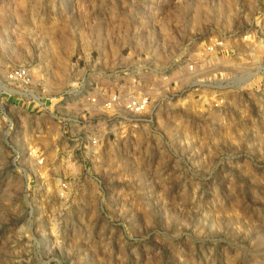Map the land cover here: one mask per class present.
Instances as JSON below:
<instances>
[{
  "label": "rangeland",
  "instance_id": "1",
  "mask_svg": "<svg viewBox=\"0 0 264 264\" xmlns=\"http://www.w3.org/2000/svg\"><path fill=\"white\" fill-rule=\"evenodd\" d=\"M139 68L149 123L65 128ZM0 264H264V0H0Z\"/></svg>",
  "mask_w": 264,
  "mask_h": 264
},
{
  "label": "built area",
  "instance_id": "2",
  "mask_svg": "<svg viewBox=\"0 0 264 264\" xmlns=\"http://www.w3.org/2000/svg\"><path fill=\"white\" fill-rule=\"evenodd\" d=\"M213 49L214 47L212 46L207 48L206 51L211 53L214 51ZM188 69L192 72L193 66H189ZM141 71H143L142 68H139L134 72L135 74L131 75L128 88H126V86L115 85L112 91H108L99 86L96 92L91 95L81 89L71 90L66 93L67 101H71L72 104H82V111L87 113V116L84 122L80 121L75 115L68 116L64 119L60 118L62 121H67V127L65 128L70 126L84 127L82 124H92L93 121H96V118H99L101 120L103 119V122H97V124H104L109 128L110 134L113 135L121 131L135 130L143 125V123H149L151 121V114L155 109V105L151 102L153 96L152 89L142 88L141 83L145 82L146 84H151L156 80L153 79V81L149 77L146 78ZM6 80L19 87H28L30 85L31 76L27 68L19 67L8 71ZM155 84L158 86V83ZM157 91L161 92L162 89L159 88ZM160 99L162 100V98ZM92 113H94V115ZM76 139L80 140L81 138ZM76 139L72 141L76 142ZM98 143V136L92 134L90 135L89 141H83V148L86 149V145L96 146ZM79 144L82 145L81 142ZM41 162V160L38 161L39 164Z\"/></svg>",
  "mask_w": 264,
  "mask_h": 264
},
{
  "label": "crops",
  "instance_id": "3",
  "mask_svg": "<svg viewBox=\"0 0 264 264\" xmlns=\"http://www.w3.org/2000/svg\"><path fill=\"white\" fill-rule=\"evenodd\" d=\"M79 104H80V103L76 104V106H77V109H76L77 111H76V112H81V111H82V110L79 108V107H82V104H81L80 106H79Z\"/></svg>",
  "mask_w": 264,
  "mask_h": 264
}]
</instances>
